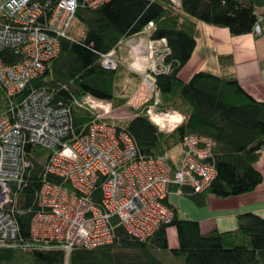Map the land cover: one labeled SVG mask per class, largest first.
<instances>
[{"label": "trees", "instance_id": "16d2710c", "mask_svg": "<svg viewBox=\"0 0 264 264\" xmlns=\"http://www.w3.org/2000/svg\"><path fill=\"white\" fill-rule=\"evenodd\" d=\"M181 2V9L169 0H109L95 8L79 6L74 17L82 23L83 34L61 38L59 55L22 92L9 96L0 84V116L10 115L11 108H16L32 88H44L57 102L71 108L75 132L95 118L90 110L76 104L85 95L110 100L115 108L123 107L129 101L120 93L123 66L116 70L104 68L100 54L138 35L152 22L150 38H165L169 49L164 59L169 71L156 75L159 106L183 110L186 117L173 129L160 130L132 108L136 113L133 117L114 124L134 139L138 156L145 159L174 152L189 134L210 137L215 145L208 162L215 168V178L202 192L182 187L181 194L198 207L207 205L210 195L229 197L254 190L263 180L256 163L264 148V102L240 85L232 71V54L219 55L222 74L201 70L185 81L180 71L196 47L198 21L227 27L233 35H241L253 32L258 16L263 15L260 23L264 33V0ZM0 53L6 64L20 60L13 50L3 49ZM28 151L32 166L14 210L19 245L0 248V264H264V216L241 213L235 229L202 233L199 221L181 218L168 198L165 201L174 217L145 240L130 236L123 226L116 225L112 242L93 248L75 247L68 256L62 249L36 248L30 224L38 209L37 191L44 181L51 151L39 146L29 147ZM176 189L172 186L171 192ZM170 226L176 229L177 247L169 245ZM160 253H165L166 259Z\"/></svg>", "mask_w": 264, "mask_h": 264}, {"label": "built area", "instance_id": "2783aa9c", "mask_svg": "<svg viewBox=\"0 0 264 264\" xmlns=\"http://www.w3.org/2000/svg\"><path fill=\"white\" fill-rule=\"evenodd\" d=\"M108 1L0 0V50H13L20 57L10 65L0 53V84L5 92L9 96L22 92L48 68L60 53L61 38H68L79 6L95 8ZM169 1L180 8V0ZM261 20L263 15L258 16L255 34L262 31ZM152 28L150 22L141 33L130 36L144 33L131 45L128 68L143 74L148 89L145 100H152L141 113L160 130H171L186 114L159 106L156 75L169 71L164 61L169 49L165 38H150ZM100 63L117 69L122 63L117 47L101 53ZM76 104L95 115L80 132L74 130L71 108L44 88H32L10 115L0 116V248L19 245L14 210L32 166L28 151L32 146L51 151L36 196L38 209L31 219L32 244L62 249L67 255L78 246L112 242L116 225L136 239L149 238L174 217L165 201L172 186L180 194L185 185L202 192L215 178V168L208 162L215 145L210 137L189 134L174 154L145 159L138 156L136 143L126 131L95 111L110 112V100L87 94ZM178 114L181 123L175 119ZM96 192L101 201L96 200Z\"/></svg>", "mask_w": 264, "mask_h": 264}, {"label": "crops", "instance_id": "0c3cea01", "mask_svg": "<svg viewBox=\"0 0 264 264\" xmlns=\"http://www.w3.org/2000/svg\"><path fill=\"white\" fill-rule=\"evenodd\" d=\"M198 29L202 30V50L196 35V47L189 61L181 69L180 77L186 81L201 70L222 74L218 57L221 54H232V71L238 82L256 100L264 102V33L233 35L227 27L203 21L197 22L196 33ZM143 34L140 35L144 36ZM139 36L128 37L117 46V56L125 66L132 61L131 45ZM256 166L262 172L263 180L254 190L229 197L209 196L207 205L202 207L205 209L202 219H199L202 233L235 229L237 216L241 213L253 212L264 216V148ZM176 211L179 215L177 208ZM167 233L170 247H177L176 229H167Z\"/></svg>", "mask_w": 264, "mask_h": 264}, {"label": "rangeland", "instance_id": "374dc122", "mask_svg": "<svg viewBox=\"0 0 264 264\" xmlns=\"http://www.w3.org/2000/svg\"><path fill=\"white\" fill-rule=\"evenodd\" d=\"M262 8L258 7V11H261ZM202 23V22H201ZM68 34L74 38L79 37L83 34V25L77 17H74L71 21L70 27L68 29ZM197 38L199 39V46L202 50V30L198 29L196 33ZM128 64V63H127ZM120 93L125 96L129 97V101L121 108H115L112 103V109L108 113H103L101 109H96L100 114L104 115V118L110 122L117 123L124 120H127L133 117L136 113H134V109H138L139 113H141L142 109L145 105H142L145 100V97L148 93V89L145 86L144 76L140 72L133 71L132 69L128 68V65L120 69ZM151 100V99H150ZM152 101V100H151ZM183 111V110H182ZM184 112V111H183ZM174 152L171 153H175ZM170 203H172L179 211V216L181 218H189L193 220L199 221L202 219V212L205 209L202 207H198L190 198L185 195H182L178 192L172 191L169 194ZM168 230H175L174 226L168 227ZM165 253H160L162 258L166 259ZM17 264H25V262H19Z\"/></svg>", "mask_w": 264, "mask_h": 264}, {"label": "bare ground", "instance_id": "6f19581e", "mask_svg": "<svg viewBox=\"0 0 264 264\" xmlns=\"http://www.w3.org/2000/svg\"><path fill=\"white\" fill-rule=\"evenodd\" d=\"M181 8H182V2H181V0H180V8H179V9H181ZM253 32H254V31H253ZM257 35H259V34H257ZM121 61H122V60H121ZM120 65H124V66H125V63L122 62ZM112 70H116V69H112ZM164 117H167V116H164ZM167 118H170V119H171V118H173V117H167ZM175 119H177L178 122H180V123H181L182 120H183L180 114H178V116H176ZM41 186H42V185H41ZM40 188H41V187H40ZM40 188H39V190H40ZM39 190H38V191H39ZM38 191H37V192H38ZM19 197H20V196H19ZM98 201H101V197H99V200H98ZM14 218H15V215H14ZM78 247H80V246H78ZM65 253H66V252H65ZM66 255H67V254H66ZM68 255H69V254H68ZM68 255H67V256H68Z\"/></svg>", "mask_w": 264, "mask_h": 264}]
</instances>
